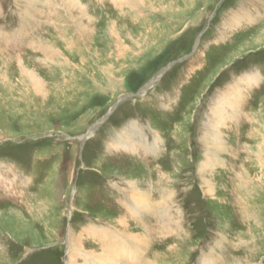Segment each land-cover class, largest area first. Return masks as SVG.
<instances>
[{
  "label": "rangeland",
  "instance_id": "1",
  "mask_svg": "<svg viewBox=\"0 0 264 264\" xmlns=\"http://www.w3.org/2000/svg\"><path fill=\"white\" fill-rule=\"evenodd\" d=\"M78 1L0 0V264H264V0Z\"/></svg>",
  "mask_w": 264,
  "mask_h": 264
},
{
  "label": "bare ground",
  "instance_id": "2",
  "mask_svg": "<svg viewBox=\"0 0 264 264\" xmlns=\"http://www.w3.org/2000/svg\"><path fill=\"white\" fill-rule=\"evenodd\" d=\"M40 1H42V0H40ZM71 1H73V0H71ZM34 2L35 1H30L29 2V7L35 8L34 5H33ZM69 2H70V0H69ZM77 4L79 5V3H77ZM27 14L29 15V13H27ZM32 80L36 81V78H34L33 75H32ZM247 82H249V81H247ZM248 84L250 85L251 83L249 82ZM230 95H231L230 99H232V101L228 97H225V98H223L221 100V102H218V105L216 104V109L213 110V112L215 114L214 118L210 119L211 121H213L212 124H215V125L217 124L218 126H220V125L221 126H226V122L228 121V119H231L233 117L232 111L230 110L231 111L230 112L229 110H227V108L228 107H230V108L233 107L234 105H236L235 103H240L241 100H242V94L240 93V89L238 87H234V90L231 91ZM227 111H229V112H227ZM212 143L222 146V143L220 141H218L217 139H214ZM212 146H214V145H212ZM263 146H264V141H263ZM260 155L264 156V151L261 152ZM211 163H212L211 161H209V162L206 161V162H204L203 167L206 168L208 166H211L212 165ZM262 166H264V164H262ZM206 169H208V168H206ZM241 177L245 181L250 180V179H251V181H253L252 177L249 179L250 176H245L243 178V175L240 174V178ZM259 179H260V182H262L263 175ZM128 181L132 182V183H135L132 180H128ZM207 183H210V182H207ZM136 184H138L137 181H136ZM208 186L210 188V184H208ZM213 191H214V189L210 188L209 192L212 193ZM134 195L137 196V199L139 200V202L136 203V206L141 207V208H139L140 210L141 209L144 210V208H145V209H147L146 212H148V210H149L148 208H150V206L152 205V203L150 202L149 196L147 194H144L143 191H137L136 194H134ZM153 205L157 206L156 203H153ZM125 207L128 208V206H125ZM157 208H158V206H157ZM261 211H263V210H261ZM0 216H2V214H0ZM18 216H19V214H18ZM121 221H122L123 224H126L124 219H121ZM127 226L131 227L130 225H127ZM227 228H229V227H227ZM90 231L93 232V233H98L99 232V231H96L95 229H91ZM100 232L102 233L100 236L102 237L101 239L103 241L102 250L105 253H103V255L101 254V260H100L99 264H125V263L126 264H146L147 263V260L145 259V256L141 259L140 253L139 252H133V251L129 250L128 248L130 247V245L126 242V240H127L130 243L135 244V245H137V242H141L142 244H144L146 246L147 245V239H146L145 235H143L141 233H133V232H130V234H125L124 232H118L117 230H112L111 228H108V227H106V228L104 227L102 230H100ZM69 248H70V250H69L68 253H71L72 250H71V245L70 244H69ZM134 248L136 249L137 247L135 246ZM149 264H152V262H149Z\"/></svg>",
  "mask_w": 264,
  "mask_h": 264
},
{
  "label": "water",
  "instance_id": "3",
  "mask_svg": "<svg viewBox=\"0 0 264 264\" xmlns=\"http://www.w3.org/2000/svg\"><path fill=\"white\" fill-rule=\"evenodd\" d=\"M203 32H204V31H203ZM203 32H202V33L199 35V37L196 39V42H195V45H194V48H193V51H192V52H194V51L196 50V48H197V46H198V44H199V40H200L201 36L203 35ZM189 56H191V55H189ZM189 56H185L183 59H180V60H178V61H176V62L171 63L168 67H166L165 69H163V70L161 71L160 74L156 75L152 80H150V81L148 82V84H147V85H146V86L140 91V93H138L137 95H143L148 89H150L153 85H155L157 82H159V79L161 78V76H162L165 72H167V71L170 69L171 66L175 65L176 63H179V62L183 61L184 59L188 58ZM124 99H125V98H124ZM124 99H120V100H118V101L115 103V105L110 109V111H109V112L107 113V115L104 117L103 122H104L107 118H109V116L114 112V110L119 106V104H120L122 101H124ZM100 123H101V122L95 124V125L91 128V132H90V133H92L93 131H95V130L97 129V127L100 125ZM83 142H84V141H83Z\"/></svg>",
  "mask_w": 264,
  "mask_h": 264
}]
</instances>
